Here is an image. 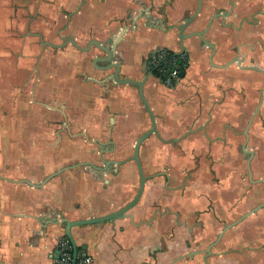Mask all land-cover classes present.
<instances>
[{
    "label": "rangeland",
    "instance_id": "374dc122",
    "mask_svg": "<svg viewBox=\"0 0 264 264\" xmlns=\"http://www.w3.org/2000/svg\"><path fill=\"white\" fill-rule=\"evenodd\" d=\"M216 1L229 12L238 3L235 13L242 31L233 36L235 42L224 41L221 62L229 66L235 56L237 61L244 54L248 61L255 59L256 70L210 73L221 83H203L198 114L183 112L179 122L165 125L167 130H177L179 136L171 139L179 141L167 143L153 136L144 143L142 161L149 180L142 203L145 210L160 212V228L170 226L164 213L172 214L179 246L192 242L202 251L217 241L223 227L233 225L213 251L223 253L222 259L231 264H240L243 258L247 264H264V207L238 223L264 204V0ZM197 3L0 0V160L4 156L10 161L12 149L20 180H40L50 173L44 181L59 170L84 164L91 169L82 177L93 178L96 184L105 179L96 167L110 163L107 167H114L116 178L133 179L135 190L131 195L104 197L98 209H85L89 214L113 212L129 204L139 188L138 171L132 166L134 146L151 127L146 110L135 104L141 102L138 93L121 89L126 112L113 115L104 108L111 95L105 87L106 74H100L102 85L86 83L82 76L98 73L92 64L97 48L82 53L69 44L43 50L42 40L60 45L73 36L83 47L95 39L110 48L123 28L138 27L139 21L146 27L147 23L164 29L179 27L195 13ZM234 43L241 44L236 54ZM44 166L50 170H42ZM94 182L90 192L99 196ZM185 252L180 250V255ZM217 259L211 264H220Z\"/></svg>",
    "mask_w": 264,
    "mask_h": 264
},
{
    "label": "crops",
    "instance_id": "0c3cea01",
    "mask_svg": "<svg viewBox=\"0 0 264 264\" xmlns=\"http://www.w3.org/2000/svg\"><path fill=\"white\" fill-rule=\"evenodd\" d=\"M237 4L234 3L233 12H229L228 9H220L223 6L219 5L216 0H203L202 13L187 28L186 34L202 32L203 38L210 45L204 44L197 36L184 41L185 52L190 58V66L185 77L174 89L164 86L154 75L146 81L144 93L157 118L161 137L171 140L179 136L176 129L167 130L168 127L165 125L179 122L183 112L189 113L192 117L198 114L203 106L204 97L201 94L203 83L205 81L212 82V84L221 83V78L213 77L209 75L210 73L236 74L238 71H245L251 74L254 71L252 68L256 66L255 59L251 57L248 61L244 54L237 56V61H235V56L229 66L225 64L226 62H221L223 60L220 52L224 51V41L227 39L235 42L233 36L237 34L239 36L242 32L240 18L235 13L238 8ZM139 22L138 27L128 28L123 41L116 48L114 59L121 66V77L136 81L143 80L148 71H151L147 64L154 51L160 48H166L175 53L181 51L178 37L179 27L164 29L152 23H147L146 27L141 21ZM118 37L119 34L114 40ZM231 47L236 54L241 44L234 43ZM98 51L97 49L93 59L101 56L97 55ZM93 69L96 68L93 66ZM96 71L98 73L92 77H87L82 73L86 83L97 85L103 78L100 74H106L105 87H108V93L111 95L110 101L107 100L104 108L117 117L125 114L126 111L123 108L126 105V97L121 96L119 91L126 89L137 94L138 88L130 85L122 87L113 82L110 80L113 73L111 71L101 72L97 69ZM85 88L87 84L83 87ZM137 95L139 96V93ZM135 104L143 110L142 102ZM145 112L142 111L144 116ZM146 118H149L148 122H151L150 117ZM153 136L156 135L150 138ZM10 150V161L4 160V156L0 160V264H55L59 253V242L67 238L66 221L102 217L113 213L121 208L113 212L95 211L92 214L87 213L85 208L89 206L94 209L97 206L98 209L100 200L104 197L120 194L131 195L130 193L135 190L133 179L130 176L116 178L113 173L114 167H107L109 165L104 168L96 167L105 174V179L101 183L96 184L93 178L85 181L82 175L91 168L85 169L84 164L74 165L72 166L74 168L57 175L43 187L35 188L20 181L28 180L39 184L50 173L45 174L40 180H20L16 163L17 156L15 155V162H13L14 155L12 149ZM134 163L133 168H137ZM128 166L130 167L127 168L132 170L131 165ZM92 167L95 168L94 165ZM42 170L50 169L44 166ZM91 182H94L93 185L95 184L98 189L100 199L95 193L90 192ZM142 202L143 199L126 217L105 223L74 227L72 235L78 245L79 253L90 256L91 264H204L201 255L179 261L180 250L185 248L186 252H189L196 250V247L192 242L190 246H179L178 231L173 226L172 214L164 213L167 215L170 226L160 228L157 225V218L161 217L160 212L156 215L152 210H145ZM84 212L86 213L81 214ZM151 221L153 225L150 226ZM217 258H213L210 262L218 260Z\"/></svg>",
    "mask_w": 264,
    "mask_h": 264
},
{
    "label": "water",
    "instance_id": "95a60500",
    "mask_svg": "<svg viewBox=\"0 0 264 264\" xmlns=\"http://www.w3.org/2000/svg\"><path fill=\"white\" fill-rule=\"evenodd\" d=\"M202 9H203V0H198L197 9H196L195 13L187 21H185L183 23V25L179 26L178 37H179V43L181 46V51L178 54H182L186 51L184 41L190 37H193V36H197V37L201 38L204 44L210 45V43L207 42L203 38L204 34L202 32H194L191 34H186L187 28L190 25H192L200 17V15L202 13ZM217 16H215V17H217ZM215 17L212 19V21L215 19ZM127 32H128V27L123 28L119 37L113 41L112 46L110 48H108L106 45L100 43L99 41H97L95 39L90 40L87 43L86 47H83V46L79 45L77 43V41L74 39V37H72V36H70L63 44H60V45L50 43V42H45L42 40L43 50L46 47H51L54 49H63L64 47H66L67 45L70 44L73 47H75L76 49H78L79 51H81L82 53H90L93 48H97L99 51H102V53L104 55L100 56V57H96L95 59H93V62H92L93 66L101 72H109V71L113 72L112 75L110 76V80L117 83L118 85H123V86L130 85L133 87H137L140 100H141L143 107L146 110L148 116L150 117V120H151V128L149 130H147L143 135H141L137 139L135 146H134V153H133L132 160L135 162V164L137 166L138 174H139V178H140V185H139V189H138L136 197L129 204L125 205L121 209H119L113 213H110L108 215H105L102 217H96V218H88V219H82V220H76V221H66L65 222L66 223L65 233H66L67 238L69 239V241L71 242V244L73 246V263L72 264H76L77 258H78V253H79L78 245H77V243H76V241L72 235V229L74 227L105 223L108 221H112L115 219L126 217V216H128V213L132 209H134L142 200V197L144 195L145 188H146L147 177L145 175L144 166H143V163L141 160L140 150H141L142 145L145 143V141L148 138H150L152 135H156L161 141L167 142V143H170V142L175 143V142L179 141V140H174V139L164 140L160 136V133L158 130L157 118H156V116H155L146 96H145V93H144L145 83L148 80V78L153 75L152 71H148L145 78L141 81H136V80H133L130 78H122L121 77V66L119 63L115 62L114 59L116 57V48L119 45V43L123 41L124 36L126 35ZM108 42L111 43L112 41L108 40ZM212 46L213 45H211V47ZM152 56H153V54L151 55V58H152ZM147 65H149V63ZM185 75H186L185 72H182L181 76L183 78L185 77ZM109 164L110 163H107V165H109ZM69 168H72V167H68V168H64L62 170H59L58 172L47 177L44 181H42V183H39V184L33 183L31 181H28V180H23L20 182L26 183L32 187H35V188H41L44 185H46L48 183V181H50L51 179H53L54 177H56L57 175L61 174L62 172H64L65 170H67ZM260 208L261 207L255 209V211L259 210ZM228 228L229 227H226V229L224 231H222L218 240H220L222 238V235L224 234V232ZM195 254L196 253H191V256L195 255ZM58 258H59V253L57 255V259Z\"/></svg>",
    "mask_w": 264,
    "mask_h": 264
},
{
    "label": "built area",
    "instance_id": "2783aa9c",
    "mask_svg": "<svg viewBox=\"0 0 264 264\" xmlns=\"http://www.w3.org/2000/svg\"><path fill=\"white\" fill-rule=\"evenodd\" d=\"M190 66L189 55L184 52L178 54L169 49H158L153 52L149 68L152 74L167 88L174 89L181 82L182 72L188 70ZM59 258L55 264L73 263V246L68 238H64L58 245ZM92 258L78 253L76 264H91Z\"/></svg>",
    "mask_w": 264,
    "mask_h": 264
},
{
    "label": "flooded vegetation",
    "instance_id": "af4514ba",
    "mask_svg": "<svg viewBox=\"0 0 264 264\" xmlns=\"http://www.w3.org/2000/svg\"><path fill=\"white\" fill-rule=\"evenodd\" d=\"M73 37V36H72ZM67 40V39H66ZM256 67V66H255ZM255 67H253L252 69H254V70H256V68ZM112 163H114V162H112ZM111 163V164H112ZM117 165H119V163L117 164ZM144 171H145V169H144ZM145 175H146V172H145ZM146 177H147V183H146V188H145V192H144V195H143V197H142V199L145 197V195L147 194V191H148V180H149V177L146 175ZM139 180H140V178H139ZM259 207H264V204H261L260 206H258L257 208H259ZM257 208H255V209H257ZM255 209L254 210H252V211H249L245 216H243L239 221H238V223L239 222H242V221H245L246 219H248V218H251L252 217V215H254L255 216V213L258 211H255ZM255 211V212H254ZM232 226L233 225H231V226H229V228L224 232V234L222 235V238L220 239V240H218L219 239V237H220V235H221V233H222V231H224L225 229H226V227H223L222 228V230H220V232L218 233V235H217V241H215L214 242V244H212L211 246H209L208 248H204V249H202V251L201 250H198V248H197V250H194V251H189V252H185V253H183V254H181L180 255V257L178 258L179 259V261L180 260H185V259H188V258H192V257H195V256H197V255H201V257H203V260H204V264H211V260L213 259V258H215V257H218L219 259H221V261H220V264H231V263H229L228 261H227V259H222L223 258V253L221 254L220 252H216V251H213V249L216 247V246H218V245H220L221 244V240H223V238L225 237V235H226V233L228 232V231H230L231 229L233 230V228H232ZM190 246L191 245V243L190 242H188L187 244H186V246ZM188 248V247H187ZM209 250V251H208ZM230 250V249H229ZM230 251H234V252H238V251H236V250H230ZM191 253H196L195 255H192L191 256ZM239 263L240 264H247V259H245V258H243V259H240L239 260Z\"/></svg>",
    "mask_w": 264,
    "mask_h": 264
}]
</instances>
